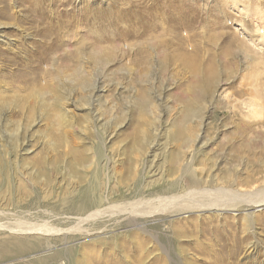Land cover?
<instances>
[{"label": "rangeland", "instance_id": "374dc122", "mask_svg": "<svg viewBox=\"0 0 264 264\" xmlns=\"http://www.w3.org/2000/svg\"><path fill=\"white\" fill-rule=\"evenodd\" d=\"M151 13L167 30L180 19L192 62L154 46L172 39L161 29L139 37ZM0 108V243L18 222L77 229L96 209L77 215L81 202L104 210L87 236H25L34 249L0 264H67L100 240L149 253L117 249L103 264H264V207L253 219L206 203L156 210L140 227L116 213L190 191H264V0H0Z\"/></svg>", "mask_w": 264, "mask_h": 264}, {"label": "bare ground", "instance_id": "6f19581e", "mask_svg": "<svg viewBox=\"0 0 264 264\" xmlns=\"http://www.w3.org/2000/svg\"><path fill=\"white\" fill-rule=\"evenodd\" d=\"M173 5H174V3H173ZM183 6L184 5L181 3V10H182ZM177 7L179 8L178 4H177ZM157 9H159V7H157ZM161 10H162V8H161ZM154 13H156V12L154 11ZM146 15H148V14H146ZM159 15H160L159 13H157V14H152L151 13L150 14V17L148 18L149 22H146L143 25L141 24L142 26L140 27L139 37L141 39L145 38L146 36H149L150 34H154L155 32H157V30L160 31V29H161V32L157 33L158 37H163L164 35L167 34V35L172 36V39L171 40H164V39L163 40H158L157 44H155L154 46L157 47V49L163 50V51L167 50V49L171 50V49L175 48L177 54H179V55L181 54L182 56L181 55L180 56L182 58L183 57L186 58L185 62H187V59H190L191 62H192V58H190V56H192V55L185 54V39H182L179 36L180 19H178L177 24L171 30H167V28L164 27V25L161 22L156 21L157 19H159ZM176 15L174 14V16H176ZM168 17L170 18V16H168ZM145 19H147V18L145 17ZM150 19H151V21H150ZM183 20H184V18H183ZM187 20H189V19H187ZM190 20H189V23H190ZM111 22H113V21H111ZM56 27H57V25H56ZM168 27H171V26L169 25ZM50 30H52V29H50ZM54 31H55V29H54ZM144 47L143 46H137L135 48H136V50H137V52L139 54H142L144 52V49H146V51L150 50L151 44L148 45L145 48ZM198 48H199V44L195 43V44L191 45V53H192V51H193V53H196L198 51ZM225 53H229V51L226 50ZM179 55H178V57H179ZM141 58H143V57H141ZM182 61H183V59H182ZM186 64H188V63H186ZM77 71H78V67L76 68V70L74 72H77ZM84 73H86V71H83V74ZM211 74H212V72L210 73V75ZM74 77H76V79H77V81H79V83H83L84 82V80H83L84 77L78 76V75H74ZM87 77H88V75H87ZM17 107H18V109H22V107L19 106V105ZM261 117H262V115H261ZM260 122H261V120H260ZM261 123H262L261 125L264 127V120ZM261 135H263V134L257 133V139L258 140L261 138ZM263 140H264V136H262V141ZM179 169H180V167H179ZM187 169H188V167H185V168L181 169V172L185 173L187 171ZM176 170L173 171V174L177 173V172H180V170H177V171ZM248 186L249 185H247V187ZM238 187H240V186H238ZM192 194H193V196L195 195L196 198H192L191 197L190 200H185L184 197L181 198V197H177V196L174 195V196H171V197L169 196L166 199H160L158 201V204L160 203L158 206H161L160 210H158V208L157 209L150 208L151 207L150 205H151V202H152L151 201V202H143V203L140 202V203L128 204V205L124 206L123 208L121 207L120 210H116L117 211L116 213L117 214H126L128 216V220H130L129 221L130 225H134V226L140 227L139 223H138V219H142V218H145V217H148V216H152L157 211H158L157 213L160 212V213H163V214L176 215V214H179V213L184 212V211L191 212V211H194V210H199V208H203L202 205L204 203H206V207L203 208L205 211L212 212V213H216V212H218V213L221 212L222 213V212H229V211H233V210L234 211L242 210L245 213H247V216H248L249 219H253L254 218L253 215L256 213L255 209L260 208V207H264V199H262V200L255 199V198H262V196H264V191H261V192L258 191L257 195L254 196V198H247V199L246 198L244 199V196H240L239 197V196H237L236 193L231 192V191H225L223 189H220V190H217V191H213V192H207L208 195H203V194L200 195V194H198L196 192H191V191H190V193H188L186 195H192ZM194 202L195 203L197 202L196 204H200V206H195ZM238 202H242V203L237 204ZM101 203H102V201H101L100 198H99V200L89 201V202L85 201V203L84 202L80 203V206L77 208V211H76L77 215L79 213L81 216H83L87 211L89 212V211H91L94 208H96V209L92 210L90 213H87V215L85 217H79L78 222H77V226H78L77 229L74 227L72 229H64V230L62 229L61 230V229H57V228H54V227L40 226V225H37V224H30V223H26V222L25 223L24 222H22V223L18 222L16 224L9 225L10 228L9 227L8 228L10 229V232L15 234V236L16 235L17 236L14 239L11 238L12 240H4V241H2L0 243V261H4V260L8 259V258H10V256L22 255V254H25L27 251L33 250L34 249L33 247L24 246V239L25 238H22V237H25V236L36 235V236H39V237L40 236H44V237H47V238L48 237L52 238L54 236L55 237H61L62 236L64 238H66L70 234H77V235H80V236H87L88 233L86 231L82 230L83 229L82 227L84 225H86V224H89L91 222L97 221V219L100 218V216H102V214L104 213V210L97 209V208H99ZM145 205H148V206L145 207ZM205 211H202V212H205ZM201 214H203V213H201ZM247 221H249V220H247ZM242 224H244V223L242 222ZM174 235L176 237H179V236L183 235L182 234V230L181 229L175 230L174 231ZM11 242H13V243H11ZM8 243L13 244L14 245V249H9L8 248ZM125 245H126V242H119V241L118 242H114V241H106V240L101 241L100 240V241L96 242V245L93 244V247L91 249L88 248V247H87L88 250H85L84 248H81V250L84 249V253L82 255H79L77 258L72 259L71 263L67 262V264H103L106 260L108 261V259H110L111 257L114 258L116 256L113 253V251H115L117 249L122 250V251L125 250L124 258L126 259V261H127L128 258L136 257V256H139V259L141 261L144 258H146L148 256V254H149L145 250V248H144L145 245L143 246V243H139L138 244V243L133 242L132 248H131V250H129L130 253H126ZM98 247H102L103 252H105L101 257H100L101 254L97 255V252H98L97 248ZM10 250H12V251H10ZM21 258H23V257H21ZM58 258H59L58 255H54L49 261L52 262V261L58 260ZM91 259H93V261H91ZM113 261L115 263H117V264H120V263L117 262L118 261L117 258L113 259ZM25 263H27V262H25ZM27 264H31V263H27ZM36 264H38V263L36 262Z\"/></svg>", "mask_w": 264, "mask_h": 264}]
</instances>
